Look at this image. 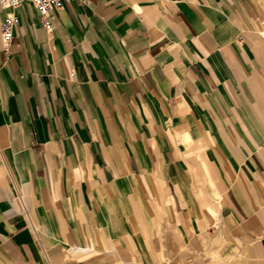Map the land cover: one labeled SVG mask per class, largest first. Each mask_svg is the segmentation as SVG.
Instances as JSON below:
<instances>
[{"label": "crops", "instance_id": "crops-1", "mask_svg": "<svg viewBox=\"0 0 264 264\" xmlns=\"http://www.w3.org/2000/svg\"><path fill=\"white\" fill-rule=\"evenodd\" d=\"M50 22L0 13V264H264V0Z\"/></svg>", "mask_w": 264, "mask_h": 264}, {"label": "built area", "instance_id": "built-area-1", "mask_svg": "<svg viewBox=\"0 0 264 264\" xmlns=\"http://www.w3.org/2000/svg\"><path fill=\"white\" fill-rule=\"evenodd\" d=\"M26 2L32 3L38 9L44 28L50 27L51 13L61 4V0H0V13L3 9L15 11ZM19 23L20 20L14 12L5 17L1 23V32L7 50L14 39V30Z\"/></svg>", "mask_w": 264, "mask_h": 264}, {"label": "bare ground", "instance_id": "bare-ground-1", "mask_svg": "<svg viewBox=\"0 0 264 264\" xmlns=\"http://www.w3.org/2000/svg\"><path fill=\"white\" fill-rule=\"evenodd\" d=\"M6 10H11V9H6Z\"/></svg>", "mask_w": 264, "mask_h": 264}]
</instances>
